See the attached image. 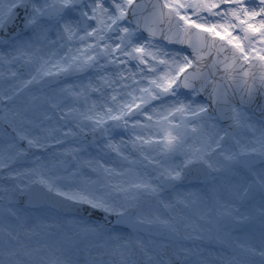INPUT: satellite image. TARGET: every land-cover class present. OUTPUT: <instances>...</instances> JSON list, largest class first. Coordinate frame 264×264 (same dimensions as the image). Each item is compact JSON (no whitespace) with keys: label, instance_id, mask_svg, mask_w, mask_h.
<instances>
[{"label":"snow or ice","instance_id":"obj_1","mask_svg":"<svg viewBox=\"0 0 264 264\" xmlns=\"http://www.w3.org/2000/svg\"><path fill=\"white\" fill-rule=\"evenodd\" d=\"M0 69V264H79L33 214L52 195L85 264H209L162 218L205 198L193 170L201 219L260 225L215 264H264V0H0Z\"/></svg>","mask_w":264,"mask_h":264},{"label":"rangeland","instance_id":"obj_2","mask_svg":"<svg viewBox=\"0 0 264 264\" xmlns=\"http://www.w3.org/2000/svg\"><path fill=\"white\" fill-rule=\"evenodd\" d=\"M236 32H233V35H236ZM0 71H5L6 69H0ZM69 83L72 81L69 80ZM15 82L12 80H7L0 77V92L6 91L10 85ZM251 114V113H250ZM12 130L7 125L0 123V141H7V139L12 136ZM259 167V165H258ZM208 185L201 182L199 184L190 185V186H180L179 191L183 193H203L204 199H197L194 196H186L187 206L181 204L177 205L175 209L169 213H163L162 218L164 219H174L180 223L181 234L190 235L192 237H200L193 239V243H174L177 245H182L184 247H189L193 249H199L203 256L209 261V264H215V257L221 251H225L226 244L232 243L235 239L236 242H243L245 239L248 242L258 245L259 236H260V225L259 222L254 224L240 226V227H226V221L216 222V217L213 214L211 217L212 222L209 220L201 219L205 213H207L208 208L211 207V194L208 192ZM259 197H257V202ZM145 211L149 213L162 212L158 209L154 203L145 204ZM35 217L39 218L44 225L51 227H46L42 231L53 234L56 238L67 237L65 241V250L68 254L72 255L79 264H85L86 260L89 258L90 252L91 255H95V250L90 249V245L95 242L94 238L77 236L76 229L73 224L68 221L72 218L70 215H66L60 211H57L49 206L38 207L33 210ZM89 219V218H88ZM193 223L200 225L204 230L203 231H193L192 228L185 229L183 225L185 223ZM120 230V229H118ZM123 231V230H121ZM145 235V234H144ZM145 239H148V235H145ZM107 259V257H105ZM193 261L199 259V256H194ZM257 261L259 258H256Z\"/></svg>","mask_w":264,"mask_h":264},{"label":"water","instance_id":"obj_3","mask_svg":"<svg viewBox=\"0 0 264 264\" xmlns=\"http://www.w3.org/2000/svg\"><path fill=\"white\" fill-rule=\"evenodd\" d=\"M262 105H264V99H261V98H257L256 102L252 105V108L257 112L258 115H260V107ZM203 179H204L203 175L200 172H198L196 170H193V171H191L188 174L187 178L185 179V182L200 181V180H203ZM44 203L52 204L56 208H60V209H63L65 211H66V208H67V205H65L62 201H60L54 195L47 197ZM82 215H87L88 216L87 213H82ZM102 216H103V214L100 213V212H93L90 217H93V218H96V219H101ZM109 221L112 224H114V220H112V218H109ZM153 231H156V229L154 228ZM177 240H180V239H177Z\"/></svg>","mask_w":264,"mask_h":264}]
</instances>
